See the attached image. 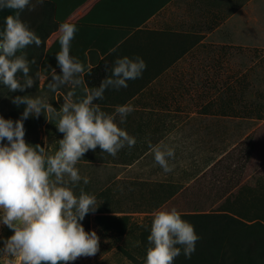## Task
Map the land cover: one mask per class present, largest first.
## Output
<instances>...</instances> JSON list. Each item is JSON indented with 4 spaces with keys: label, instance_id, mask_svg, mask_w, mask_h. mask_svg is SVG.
Wrapping results in <instances>:
<instances>
[{
    "label": "crops",
    "instance_id": "obj_1",
    "mask_svg": "<svg viewBox=\"0 0 264 264\" xmlns=\"http://www.w3.org/2000/svg\"><path fill=\"white\" fill-rule=\"evenodd\" d=\"M82 20L84 24H79ZM65 22L79 29L71 41L70 55L86 68L80 86L68 85L67 92L74 93L75 101L85 98V89H89L85 77L90 74L94 88L99 87L111 75L117 58L139 56L146 62L141 78L127 81V88H109L102 100L94 101L110 115L117 106L134 108L124 124L119 123V116L115 122L136 138L135 146H125L115 157L97 147L84 159L105 165L109 178L127 183L128 193L141 197V204L152 205L155 199L162 203L157 210L172 203L190 184L207 183L206 173L225 153L213 146L214 137L221 140L218 122L222 117L214 111L201 112L207 104L203 93L219 91V77L234 75L229 67L233 51L264 50V0H86ZM60 35L58 30L49 38L51 45ZM63 89L55 92L66 101ZM258 122L257 131L264 120ZM228 133H235V128L228 127ZM252 134L250 130L244 139ZM150 145L174 150L169 160L173 171L165 173L155 162ZM220 176L214 180L220 183ZM257 183H264V178ZM149 208L121 209L113 215L131 218L135 213L150 216L157 211L149 213Z\"/></svg>",
    "mask_w": 264,
    "mask_h": 264
},
{
    "label": "clouds",
    "instance_id": "obj_2",
    "mask_svg": "<svg viewBox=\"0 0 264 264\" xmlns=\"http://www.w3.org/2000/svg\"><path fill=\"white\" fill-rule=\"evenodd\" d=\"M44 0H0V10H13L4 21L0 32V85L10 92H24L35 83L30 75V64L24 50L31 45L40 47L41 38L20 19L25 9L35 10ZM79 31L74 23L62 22L59 42L61 50L55 58L60 73L51 69L48 88L52 91L83 83L85 66L70 55L71 41ZM20 53V54H18ZM146 62L139 56L117 58L110 69L111 75L101 81L99 87L85 89V98L75 101L74 93L59 111L51 108L39 97L15 96L12 103L25 105L18 120L0 116V223L13 234L3 241L0 254L18 257L21 264H68L79 257L95 256L99 250V237L95 231L86 232L81 221L97 209L96 198L81 190L79 197L66 186L69 180L75 185L81 180L75 165L89 151L99 147L115 157L125 146L132 148L136 138L118 126L124 124L134 111L131 105L117 106L110 115L94 101L104 98L109 89L127 88V81L141 78ZM22 74L23 81L17 74ZM39 77V73L36 74ZM53 112L58 117L56 127L63 138L54 155L45 158L44 147L25 142L24 121L30 116ZM7 140V144L3 141ZM45 142L46 138H45ZM155 162L165 173L173 171L169 160L174 150L151 146ZM65 176L69 180H65ZM54 177V180L51 179ZM84 184L88 178H83ZM201 237L194 226L181 218L176 208L160 209L153 213L150 235L147 237L145 264H173L181 255L190 259ZM180 246V247H178Z\"/></svg>",
    "mask_w": 264,
    "mask_h": 264
},
{
    "label": "trees",
    "instance_id": "obj_3",
    "mask_svg": "<svg viewBox=\"0 0 264 264\" xmlns=\"http://www.w3.org/2000/svg\"><path fill=\"white\" fill-rule=\"evenodd\" d=\"M85 1L44 0L42 5H36L35 10L25 9L20 13V19L42 40L40 47L31 45L24 50L29 61L33 58L36 60L35 64H30V75L36 80L34 85L24 92H10L7 87L0 85V116L13 121L20 119L25 105L17 106L12 103V99L15 96L24 95L34 98L39 92H42V89L47 88V83L52 75L51 69H60L57 66L55 55L61 50L59 39L50 47H47V41L59 30L60 23L65 22L68 16ZM11 14H14L13 10H0V32L4 29L5 18ZM79 24H84V20ZM37 73H39V77L36 76ZM89 75L85 77V81L89 89H92L95 85L93 86L90 82ZM17 76L22 82V74L18 73ZM41 76L47 77V81L39 91ZM219 78L221 83L219 91L203 93L204 101H208L202 108V113L207 115L214 111L217 116L222 118L241 117L257 121L264 120V104L246 102V94L250 91V85L244 76L228 73ZM232 79L233 84H231ZM47 120V112L45 114L42 112L38 117L30 116L26 119L24 127L25 125L29 126L36 134L37 129L43 126ZM57 138L59 141L63 138V134L59 131H57ZM6 142V140L3 141L4 144ZM25 142L33 147L35 145L44 147L42 155L45 158L54 155L59 149V143L53 148L51 140V145L46 148L38 138L25 139ZM230 199L231 197L226 198L221 209L216 212L181 214V218L191 223L201 238L197 241L195 252L190 259L185 258L181 252V255L174 259L173 264H264V198L261 196V213H253V215L251 213L250 216L240 212L243 210V203H234ZM155 200L148 209L149 213H153L162 204ZM113 213L115 212L110 209L109 205L104 204L98 206L95 212L87 214L85 218L96 214L98 227L104 231L106 236L110 232H115L125 237L123 246L119 247L121 254L132 264H145L147 237L150 235L153 216L146 217L142 223H137L131 221L129 217L109 215ZM84 229L86 232H90L88 219L84 223ZM68 264H79V261H70Z\"/></svg>",
    "mask_w": 264,
    "mask_h": 264
},
{
    "label": "rangeland",
    "instance_id": "obj_4",
    "mask_svg": "<svg viewBox=\"0 0 264 264\" xmlns=\"http://www.w3.org/2000/svg\"><path fill=\"white\" fill-rule=\"evenodd\" d=\"M51 43L52 41L49 39L47 47H50ZM247 51H241V53L233 51L234 57L229 61V67L234 75L244 76L250 85V91L246 94V102L264 104V50L257 52L252 50L251 53ZM50 80L51 78L47 83V88L42 89L47 77H40L39 91L42 89V92H39L34 98L39 97L55 111H59L65 103V99L48 88ZM231 82L233 84V79ZM218 85L216 83V86ZM62 87L67 99L69 86L64 85ZM47 116L48 120L37 129L36 134L32 132L29 126L25 125L24 138H38L44 143L45 148L51 145V140L54 148L59 143L57 138L58 130L56 129L58 117H55L53 112H47ZM198 122L201 125L200 121ZM218 124L221 131L220 135L222 136L220 142H217L218 138L214 137L215 143H213V146H218L220 153H225V155L220 158L215 167L213 166L206 173L205 176L208 177L206 179L207 183L198 181L190 184L172 203L166 204L161 209L170 210L171 208H176L179 212H216L221 209L224 197L232 193L230 201L243 203L244 207L240 212L244 215L250 216L251 213L252 215L253 213H261V188L264 187V183L257 182L260 181V178H264V125L257 131L260 122L251 119H241V117L233 119L221 118ZM228 127L231 130L235 128V133L229 134L232 131L228 133ZM250 130H253V134L245 140L244 136ZM228 136L232 138L228 139ZM45 138L47 142H45ZM204 138L209 140L210 136L206 135ZM84 158L83 156L75 165L81 180L73 185L69 178L65 176V180H69L68 184L58 186L69 187L77 198L81 190H83L84 193L95 196L97 206L108 204L114 212L121 209H125L126 212L134 209L135 211H145L144 209L151 206L141 204L143 203L141 197L138 198L128 193L126 189L127 183L113 182L108 176V170L105 165L92 164L91 161ZM220 174L222 177L220 176L219 183V181L214 180V177H218ZM84 177L88 178L87 184L83 182ZM51 179L54 180V177H51ZM187 184L189 183H184V185ZM109 215L116 216L113 214ZM150 216L152 217L153 215ZM150 216L135 213L132 214L131 221L142 223L146 220V217ZM87 219L90 223V232L95 231L99 237V250L95 256L79 257L77 259L79 264H132L119 251V247L123 246L125 242V237L115 232H110L106 236L104 231L98 227L96 214L84 218L81 221L83 227ZM12 234L13 231L11 229L0 223V249L3 248V241ZM0 264H21V261L18 257L0 254Z\"/></svg>",
    "mask_w": 264,
    "mask_h": 264
}]
</instances>
